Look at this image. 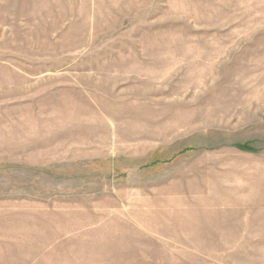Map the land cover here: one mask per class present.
Segmentation results:
<instances>
[{"label":"rangeland","instance_id":"rangeland-1","mask_svg":"<svg viewBox=\"0 0 264 264\" xmlns=\"http://www.w3.org/2000/svg\"><path fill=\"white\" fill-rule=\"evenodd\" d=\"M0 264H264V0H0Z\"/></svg>","mask_w":264,"mask_h":264},{"label":"bare ground","instance_id":"bare-ground-1","mask_svg":"<svg viewBox=\"0 0 264 264\" xmlns=\"http://www.w3.org/2000/svg\"><path fill=\"white\" fill-rule=\"evenodd\" d=\"M99 133V132H98ZM152 135V134H151ZM111 136V135H110ZM114 141V140H113ZM98 142V141H97ZM111 143V142H110ZM152 144V143H151ZM64 145H65V143H64ZM40 156V155H39Z\"/></svg>","mask_w":264,"mask_h":264}]
</instances>
